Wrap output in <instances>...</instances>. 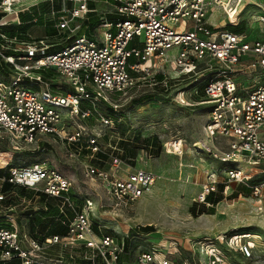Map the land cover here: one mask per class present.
Segmentation results:
<instances>
[{
	"label": "built area",
	"instance_id": "1",
	"mask_svg": "<svg viewBox=\"0 0 264 264\" xmlns=\"http://www.w3.org/2000/svg\"><path fill=\"white\" fill-rule=\"evenodd\" d=\"M23 1L27 0H0V140L25 147L35 145L34 150L39 151L45 149L42 138L52 136L67 141L71 157L86 148L94 155L101 151L98 138L103 133L99 132L114 126L117 120L100 114L103 129L98 132L82 123L93 115L92 109L83 103L94 108L98 102L108 103L115 106L114 117H119L121 113L108 95L125 94L135 80L150 76L152 65L173 63L183 74L194 75L197 64L204 62L211 74L200 89L202 99L196 103L210 107L203 128L204 139L195 146L224 163L241 164L227 168L228 181L247 185L255 196L261 194L264 190V12L254 15L250 25L245 21L246 29L241 33L229 28L241 22L242 4L253 2L113 0L114 10L108 14L115 18L108 19L104 13L97 33L89 37L77 34L80 28L77 22L98 12L90 3L108 0H32L33 3L25 6ZM55 1L73 4L70 9L52 8L50 12V20L58 13H66L54 26L58 31L72 32L71 44L52 51L54 45L49 43L48 36L21 41L3 32L2 27L12 24L8 18L13 12L19 18L20 13L31 11L40 3ZM221 10L226 16L223 26L211 21V16ZM218 18L223 20V15L219 14ZM136 37L141 48H129ZM172 49L177 52L170 55ZM131 57L135 58L132 63ZM160 82L165 84L166 77ZM199 92L196 89L193 96ZM186 101L181 97L182 103L189 104ZM221 140L228 143V149L220 153L211 151ZM176 143L181 148V141L171 144L174 152H179ZM104 154L106 158L100 159L101 166L85 163L84 180L89 191L83 200L78 198L76 181L55 167L44 163L0 167V202L6 198L7 192L2 191L5 183L42 193L58 201L59 212L64 215L62 223L68 228L64 236L52 235L42 242L22 233L15 220L7 216L9 226L0 227L1 262L82 264L70 263L62 254L54 257L46 254L48 246L59 244L71 249V258L78 257L80 250L87 264H122L126 242L115 233L105 232L108 228L96 222V211L110 214L114 219L122 212L131 211L151 190L158 176L144 169H127L124 173V161L119 156ZM248 166L257 168L258 179L252 185L244 174ZM100 189L108 203L95 202L96 197L103 198L98 193ZM208 189L215 191V185ZM170 247L149 242L140 247L135 264H189L179 255L174 256ZM240 250L244 256H252L248 245H241ZM202 251L199 249V254ZM203 253L208 264H228L214 246H208Z\"/></svg>",
	"mask_w": 264,
	"mask_h": 264
},
{
	"label": "rangeland",
	"instance_id": "2",
	"mask_svg": "<svg viewBox=\"0 0 264 264\" xmlns=\"http://www.w3.org/2000/svg\"><path fill=\"white\" fill-rule=\"evenodd\" d=\"M250 2L254 4H242L239 15V20L247 21L249 25L254 21V15L264 12V0ZM22 3L25 6L33 1ZM72 6V3L55 1L53 4L40 3L32 8L44 13L52 8L62 10ZM95 8L98 12L87 16L88 23L94 24L99 15L111 13L114 10L113 0L107 3L99 1L95 3ZM224 13L223 10L215 12L211 21L219 26L225 25ZM65 14H56L51 22H48L50 13L43 15L46 22L40 20L42 23L31 28L29 33L33 37L48 35L46 38L54 45L51 50L61 49L63 44L73 38L69 30L58 31L54 26L55 21ZM219 14L223 15V20L218 18ZM12 15L8 18L9 23L16 24V15L14 12ZM83 22H77L76 25H80L77 34ZM254 25L256 28L257 24ZM97 29L98 26L93 33H97ZM134 47L141 48L137 37L129 45V48ZM176 52L177 49H172L169 54ZM129 61L132 63L135 58L131 57ZM152 69L150 76L135 80L125 94L108 95L109 101L117 106L121 115L116 118L114 126L105 131L99 132L103 129L99 115L113 118L111 107L102 101L96 103L95 108L90 103H83L92 109L93 115L82 123L103 133L98 138L101 148L99 153L93 155L86 148L71 157L67 141L52 136L42 138L45 149L39 151L34 150L35 145L25 147L9 140H0V167H23L34 163L55 167L76 181L78 198L83 200L89 191L84 180L85 163L101 166V155H117L124 161V173L127 169H144L158 174L154 186L132 206V210L115 217L119 229L113 233L125 242L129 240L125 255L127 261L135 260L141 246L157 242L159 245H171L174 256L179 255L182 261L189 264H208V258L203 253L208 246L218 248L228 264H264V190L255 196L247 185L228 181L226 170L241 164L224 163L210 152H203L195 146L204 139L203 128L208 119L210 106L196 102L202 99L200 89L211 74L210 69H206L204 62L197 64L194 75L183 74L173 63L152 65ZM160 74L166 77L165 84L158 79ZM196 89L200 92L193 96ZM181 97H185L189 104L182 103ZM175 141H181L179 152H174L171 145ZM197 146L200 147V144ZM215 146H212L211 151L220 153L228 149L225 140L217 141ZM72 151H75L74 147ZM256 171L257 168L253 166L244 169L251 185L257 182ZM210 185H215V194H221L220 186H224L221 194L223 198L217 203L203 201V196L211 192L208 189ZM5 197V202L0 205V216H11L22 233L43 241L48 235L45 230L49 228L51 231L57 224L54 218L45 217L46 198L38 196L34 190L11 187ZM102 197L94 198L95 202L108 203L105 193ZM211 209L213 212L208 213ZM145 226L152 227L151 234L138 235L146 234L141 229ZM241 245H248L252 249V256H244ZM199 249H203L200 254ZM48 250V256L54 257L60 253L66 259L70 256L69 248L55 245Z\"/></svg>",
	"mask_w": 264,
	"mask_h": 264
},
{
	"label": "trees",
	"instance_id": "3",
	"mask_svg": "<svg viewBox=\"0 0 264 264\" xmlns=\"http://www.w3.org/2000/svg\"><path fill=\"white\" fill-rule=\"evenodd\" d=\"M90 7L95 8V4L90 3ZM50 11L47 10L48 13H50ZM47 12L41 13L39 10H35V8L34 9L32 8L31 11H26V12L20 13V15H19L20 23L10 24V25L4 26V27H2V30L9 37L17 36V38L21 41L30 40L31 39V36L29 33L30 29L36 25L41 24L43 21H45V18L43 17V15L48 14ZM90 14H92V13H90ZM101 16L102 15H99L97 22L94 24L88 23L87 20H84V22L82 24L81 31L78 34L79 35L86 34L89 37H93V34H94L93 32H94L95 27L99 26L101 23V19H100ZM1 17H2V14L0 13V18ZM107 18L112 20L115 17L111 14H108ZM48 22H51V20ZM230 27H232V29H231L232 31L237 32V33H241L246 29V23H245V21H241V22H239L238 25L230 26ZM55 35H53V36H55ZM73 41H74V37L70 38L67 41V43L63 44L60 48H63L66 45L71 44ZM164 77L165 76L163 74L158 75V79L160 81H162L164 79ZM106 104H108V103H106ZM108 106H109V108L111 107L110 109H111L113 118L114 119L118 118V117H114V115H115L114 108L109 104H108ZM101 156L106 158L105 155H101ZM9 167H11V166H8V168ZM0 171H2V170H0ZM11 187L12 186L10 184L5 183L2 191L7 192L11 189ZM223 189H224V186L221 185L220 191H219L221 194L223 192ZM221 194H215L213 191H211L206 196V201L210 202V203H217L223 198V196ZM45 197L47 198L46 199L47 209L44 211L45 217L46 218L47 217L54 218L55 221L57 222L55 227L51 231H49L47 234H49V235L50 234H60V235L61 234H63V235L67 234L68 228L66 225L64 226V224L62 223V220H64V215L60 214V212H59L58 201L54 198H49L46 195H45ZM50 201L52 202L51 205H50ZM4 202L5 201L0 202V205H1V203H4ZM211 212H213V209H211L208 213H211ZM8 226H9V222H8L7 217H5V215L0 216V227H8ZM141 229L144 232L149 233V232H151L152 227L145 226V227H141ZM105 232L111 233L108 230H106ZM128 248H129V240H126V249H128ZM0 264H20V261L19 260H13V261L6 262V263L0 261Z\"/></svg>",
	"mask_w": 264,
	"mask_h": 264
},
{
	"label": "crops",
	"instance_id": "4",
	"mask_svg": "<svg viewBox=\"0 0 264 264\" xmlns=\"http://www.w3.org/2000/svg\"><path fill=\"white\" fill-rule=\"evenodd\" d=\"M13 16V15H12ZM14 19H15V21L14 22H18V20L20 19V18H18V17H16V16H14ZM35 27V26H34ZM30 36H31V38H43V37H46V36H48V35H44V36H40V37H33L31 34H30ZM153 172V171H152ZM156 174V173H155ZM158 175V174H157ZM98 193L100 194V195H103V192H102V190L100 189L99 191H98ZM38 196H44V198H46L45 197V195L44 194H42V193H40V194H38ZM47 199V198H46ZM97 199V198H96ZM47 202V201H46ZM47 209V203H46V205H45V208H44V210H46ZM127 213H129L128 211H127ZM127 213H125V214H127ZM96 222H100V223H102V224H104V225H106L107 226V228H108V231H110L111 233H113L114 231L115 232H118V229H119V224H116V219H114L110 214H107V213H105V214H100V213H98L97 211H96ZM65 226V225H64ZM45 232L46 233H48L49 232V228L48 229H46L45 230ZM52 235H59V236H64L63 234H48V235H46V237L45 238H47V237H49V236H52ZM32 236V235H31ZM34 237V236H33ZM36 238V237H35ZM45 238H44V240L42 241V242H44L45 241ZM39 239V238H38ZM40 240V239H39ZM55 245H58L60 248H62V246L61 245H59V244H54V245H51V246H48L49 248H51V247H54ZM47 247V250H46V252L48 251L49 252V248ZM71 253V249H70V251H69V254ZM61 254V253H60ZM60 254H58V255H60ZM127 254V252L126 253H124L122 256H121V262H122V264H125V263H127V262H129V264H135V261H136V258H137V255H136V258H135V260L134 261H127V259L125 258V255ZM138 254V253H137ZM78 256L79 257H73V258H71V256H69V258H67V260L68 259H71L69 262L70 263H82V264H87V262H85V261H83L82 260V257H81V254H80V252H78Z\"/></svg>",
	"mask_w": 264,
	"mask_h": 264
},
{
	"label": "bare ground",
	"instance_id": "5",
	"mask_svg": "<svg viewBox=\"0 0 264 264\" xmlns=\"http://www.w3.org/2000/svg\"><path fill=\"white\" fill-rule=\"evenodd\" d=\"M177 150L180 149V146L178 144H176Z\"/></svg>",
	"mask_w": 264,
	"mask_h": 264
}]
</instances>
